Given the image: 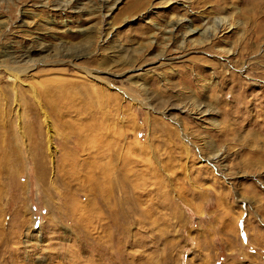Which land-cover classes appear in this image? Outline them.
I'll return each instance as SVG.
<instances>
[{
	"label": "rangeland",
	"instance_id": "obj_1",
	"mask_svg": "<svg viewBox=\"0 0 264 264\" xmlns=\"http://www.w3.org/2000/svg\"><path fill=\"white\" fill-rule=\"evenodd\" d=\"M0 264H264V0H0Z\"/></svg>",
	"mask_w": 264,
	"mask_h": 264
},
{
	"label": "bare ground",
	"instance_id": "obj_2",
	"mask_svg": "<svg viewBox=\"0 0 264 264\" xmlns=\"http://www.w3.org/2000/svg\"><path fill=\"white\" fill-rule=\"evenodd\" d=\"M214 22H215L216 25H217V24H221V23H220V19H219V20H214ZM168 31H170V30H168ZM189 31H190V33H192V32H195L196 29H191V30H189ZM74 57H75V56H74ZM8 69H10V68H8ZM11 70H12L11 72H13V74H15L16 71L14 70V71H15V72H14L13 69H11ZM16 78H17V77H16ZM60 94H61V93H59V92H58L57 94H55V92H53V91L50 92V90H49V91L47 90L46 93H45V95H48V97L51 96V97H54V98H58V100H61V99H60ZM36 102H37V101H36ZM39 102H40V101L38 100V103H39ZM36 105H37V104H36Z\"/></svg>",
	"mask_w": 264,
	"mask_h": 264
}]
</instances>
